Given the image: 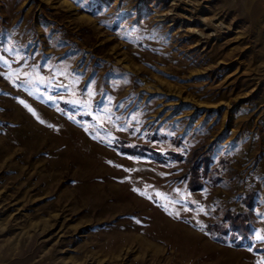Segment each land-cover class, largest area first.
<instances>
[{"label":"rangeland","instance_id":"rangeland-1","mask_svg":"<svg viewBox=\"0 0 264 264\" xmlns=\"http://www.w3.org/2000/svg\"><path fill=\"white\" fill-rule=\"evenodd\" d=\"M0 264H264V0H0Z\"/></svg>","mask_w":264,"mask_h":264}]
</instances>
